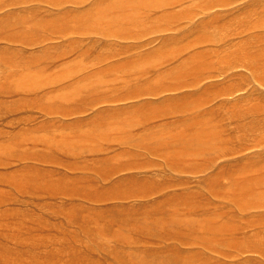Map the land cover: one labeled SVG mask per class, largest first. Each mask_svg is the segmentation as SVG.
Here are the masks:
<instances>
[{"label":"rangeland","instance_id":"obj_1","mask_svg":"<svg viewBox=\"0 0 264 264\" xmlns=\"http://www.w3.org/2000/svg\"><path fill=\"white\" fill-rule=\"evenodd\" d=\"M156 126L224 170L94 156ZM0 264H264V0H0Z\"/></svg>","mask_w":264,"mask_h":264},{"label":"crops","instance_id":"obj_2","mask_svg":"<svg viewBox=\"0 0 264 264\" xmlns=\"http://www.w3.org/2000/svg\"><path fill=\"white\" fill-rule=\"evenodd\" d=\"M109 125V123H107ZM108 125H105L104 127H110ZM173 128H171L172 130ZM199 129H201L202 133H207L208 128L207 125L204 126H200ZM164 131L163 128L158 129V127L156 126V128H154V130H150V127H143L142 129V135L141 136H137L138 139L137 141L133 142L131 141L133 144L132 145H128V146H123L124 144L122 142H127L129 138H126L125 141H121L119 142L120 146L117 148H113L112 149V145L110 146H103L101 150H103L102 153H98V154H94V156L96 158L100 157H104V158H116L118 156H121L122 154H126L130 157H133V162L132 164H142L143 166L145 165H155V167H157L155 169V172L157 173H178L174 176H170L168 174V176L163 177L161 179H165L166 181L168 180H179L180 178H188V179H193L195 177H197L199 175V173H203L206 172V170L208 171L207 174L211 173L213 171V167L215 164H217L215 162L216 158L214 155V149H212L211 151H209L210 154H205L202 152H197L199 151L200 147H207L209 145H205V146H201L200 144H195L193 141V144L190 145V147L187 146H179L181 145V143H187V142H181V143H177L174 144L173 141H159L156 142V144L158 146H150L147 145V142H145V140L143 138L145 137H149L151 134V132L154 133H158V132H162ZM101 135H105V134H101ZM117 137L119 138L120 136ZM109 140H113V139H109ZM117 145V143H114ZM153 144V143H152ZM179 144V145H178ZM106 145V144H105ZM220 159L216 160L219 161ZM113 161V160H112ZM221 165H223L224 163L219 162ZM103 170L101 172H95V178L97 181L94 182H102L101 184H97L95 186L94 183V187L91 185V188H84L89 192H54V190H52L53 188L51 187V190L49 192H45V193H40L41 195H47V196H55V195H60V196H67V195H81V196H102V195H106V196H112V195H124L127 193H117L116 192V186H114L113 184H115L116 182H118L121 179H125V174H121V176L118 175V170L113 168V165L111 163L107 164L105 166V168H102ZM223 167H219L218 170H216L215 172L213 171L212 174L207 175V177L204 178V180L212 177L211 175L214 174H220L223 171ZM152 171V167L147 168L144 170H141V172H132L130 171V173L134 174V176H137L139 179H142L144 181H148L151 180L150 176H145L143 174H147L150 173ZM142 173V174H139ZM180 174H189L190 176H181ZM125 177V178H124ZM48 189V188H47ZM46 189V190H47ZM89 189V190H88ZM138 190L142 191L141 189L138 188ZM167 190V189H166ZM178 193V192H177ZM175 193V194H177ZM150 194V193H148ZM129 195H147L146 193H129ZM167 195H170V193H167ZM207 215V214H206ZM176 219V218H175ZM199 222L200 220H202L203 222L208 221L209 219L206 217H199ZM180 220V217L178 218V221Z\"/></svg>","mask_w":264,"mask_h":264}]
</instances>
